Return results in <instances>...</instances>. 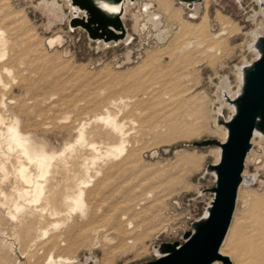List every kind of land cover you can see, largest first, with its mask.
Masks as SVG:
<instances>
[{
	"label": "rangeland",
	"instance_id": "374dc122",
	"mask_svg": "<svg viewBox=\"0 0 264 264\" xmlns=\"http://www.w3.org/2000/svg\"><path fill=\"white\" fill-rule=\"evenodd\" d=\"M42 1L0 0V3L4 4L8 17L15 16V18L12 16L7 20V24L15 23L16 25L18 23L16 26L19 33L23 38L29 39L33 46L32 54L21 44L20 50L26 53L24 57L27 55L29 61H33L34 58L38 60L37 62L35 60L33 68L36 73L32 80L30 79L32 89H35L33 94H40V98L51 99L44 108L39 107V110L37 107L33 112V129H39L40 135L42 134L53 147L61 151L66 144L76 141V129L79 122L101 112L102 105H105L111 98L120 95L133 96L137 93L140 100L144 98L147 101L146 104L132 107L134 112L132 109L126 110L120 116L121 120H129L134 117L133 119L137 123L135 127L132 126L134 130L131 131V143H133L135 157L125 170H115L110 174L112 177L107 179L106 189L112 199L104 203L106 211L113 215L124 210L129 199L133 200V205L144 199L143 204L139 206L140 209L134 211L135 224L141 227V231H129L124 239L134 241L137 248L131 249L129 247L131 245L124 247L123 238L120 237L122 240L116 238L113 243L103 244L102 248L96 249L92 253L82 247L81 250L79 249L80 251H77L78 264H84L87 257L97 259L99 262L97 264H146L155 261L157 258L155 249L160 244L166 242L184 243L185 233L191 231L192 223L204 215L213 199V195L206 190L216 186V178L206 170L208 165L216 163L217 155L214 149L217 147L198 148L193 147L192 144L206 139L221 141L224 137L222 131L218 130L215 125L214 117L216 119V115L213 113L220 105L216 103L219 93L218 76H228L232 85L236 87V67L243 65L244 59H247L249 64L255 60L248 43L250 42L249 33L256 28L251 17L255 11H260V6L256 0H242L241 4L236 3V0H218V2L208 0L204 4L205 0H203L201 3L204 6L201 15L194 19L191 18L190 9L179 3L178 0H165L169 7H174L172 16H166V13L159 10L155 3L156 11L163 14L165 27L171 28V37L163 43L156 38V34L151 28L147 31L140 30L144 23L140 11L141 5L148 0H137L139 4L137 3L131 9L124 21L127 33L133 38L132 43L129 45L113 43L110 46H108L109 44L105 46L103 43L99 44L90 39L82 28L70 29L69 21L72 19V14L65 4L66 0H58L64 6L65 20L56 24L52 23L50 27V19L39 6ZM181 6L183 7L181 8ZM175 14L176 16L181 15V21L187 22L185 24H188V27L179 23V17H175ZM202 15H206L208 19L203 22L204 27L201 25L204 38L222 31L220 26L226 20L231 25L229 36L225 39L226 43L222 44L220 55L202 54L200 56L201 52L194 50L191 52L190 59L184 60V57L178 55L177 48L187 41L188 37L185 32L190 29L189 25L195 26L200 23ZM10 28L7 27V32ZM13 30L11 28L8 34H14L17 31ZM54 36H62L63 44L50 47L48 40ZM226 45L228 46L226 47ZM151 54L153 59L148 60L152 56ZM200 58L203 63L200 62L201 65L198 64ZM146 66L147 68H145ZM187 67L188 69H186ZM182 69L185 70L182 71ZM7 79L10 80V78ZM179 87L180 89H178ZM106 88L108 92H104V90L107 91ZM164 89L170 93L175 90L172 94H176V98L160 99L164 106L160 100L155 101L156 99L152 97L146 98L142 95L146 92H150L151 95L154 90V92L162 94ZM102 92L105 93L104 96H102ZM20 96L21 92L17 88L10 94V97L16 100ZM197 104L200 106H196ZM76 105L78 108H74ZM197 108L202 111L204 117L195 114ZM224 114L228 118L229 111L224 110ZM68 118L70 119L68 120ZM185 121L197 131L199 130L200 134L197 132L198 135L195 133V137L192 135L185 137L178 134L173 135V132L169 133L171 126L175 125L179 131L187 129L184 125ZM128 126L131 129V125ZM142 127L144 131L141 132L139 130ZM201 127L206 131H203ZM91 131L89 130V132ZM92 136L97 138H92ZM182 137L184 139H180ZM89 139L96 143L99 142V144L100 141L103 144L115 143L114 140L107 141V139L99 138L94 134H89ZM252 149L253 152L249 155L245 169L247 175H256L257 179L250 185L251 187L243 189L241 197L239 194L235 212V218L237 217L239 221L248 217V203L252 202L253 198L264 197V142H257ZM182 153L193 158L196 156V159L202 155L203 160L195 159L192 164L186 165L184 161L180 162L179 160ZM198 167H200L199 170ZM110 168H105V172ZM148 192L153 193L152 197L145 199ZM248 199L251 201L249 202ZM109 228L110 232L114 231L121 235L120 226L111 223ZM124 250L128 253L122 256L120 252ZM228 256L231 257L232 264H237L238 259L233 252H230ZM2 257L0 253V264H19V262L29 264L28 259L21 256L20 259L19 257L15 259Z\"/></svg>",
	"mask_w": 264,
	"mask_h": 264
},
{
	"label": "bare ground",
	"instance_id": "6f19581e",
	"mask_svg": "<svg viewBox=\"0 0 264 264\" xmlns=\"http://www.w3.org/2000/svg\"><path fill=\"white\" fill-rule=\"evenodd\" d=\"M152 1L148 0L141 5L140 11L144 23L140 30L147 31L151 28V30L155 32L156 38L164 43L171 37V28L165 27L163 14L156 10L158 7L159 10L166 13V16H172L174 7H169L165 3V0ZM207 1L208 0H205L204 4H206ZM213 1L218 2V0ZM263 1L264 0H256L260 6V11H255L254 15L251 17L256 28L249 33L250 42L248 43V47L255 59L259 57L255 43L260 36L264 35ZM137 3V0L134 2L132 0H127L124 4L123 21H125L128 13L130 14L131 9L135 7ZM236 3L241 4L242 0H236ZM65 4L69 7L72 17L79 15L78 12L75 14L76 9L72 7L69 0H66ZM99 4L110 13H119L121 11V6L109 5L102 2ZM39 6L50 19V27L52 23L56 24L63 22L66 18L64 6L59 3L58 0L52 2L43 0L39 3ZM143 6L145 7L142 10ZM184 6L187 7L186 5ZM203 6L202 3L195 4L193 10H190L191 16L194 19L200 17ZM182 7L183 6H181V8ZM5 11L4 4L0 3V253L3 256L2 258L15 259L19 257L20 259L21 256L24 259H28L29 264H78L77 251L80 248H86V250L92 253L94 250L102 248L103 244L113 243L116 238H123L124 247L131 245L129 246L131 249H136L137 244H135L134 241L124 239L129 231H141V227L135 224L134 211L140 209L139 206L143 204L142 202L144 199L139 200L134 205L132 203L133 200L129 199L130 201L129 203L126 202L125 209L113 215L106 211L104 203L112 199L111 194L108 193L106 189V181L109 177H112L110 174L115 170H125L135 157L133 143H131V131L134 130L132 126L135 127L137 123L135 119H133V116V118L127 119L128 121L124 119L121 120L122 118L120 119V116L124 111L130 110L135 106L146 104L147 101H145L143 97L141 98L144 100H140L139 94L137 93L133 96L120 95L111 98L105 105H102L101 112L81 120L76 129V141L66 144L63 150L58 151L44 136H42V134L40 135L41 132L39 133V129L35 130L32 128L33 112L37 107L44 108L51 99L40 98V94H33L35 89H32L31 80L36 73V70L34 71L33 68L37 58H34L33 61H29L27 55L25 56L26 58L24 57L26 54L24 53L25 51L20 50V47L23 45L26 50H30L33 54V46L30 44L29 39L23 38L19 33L16 26L18 23L16 25L15 23H11L10 25L7 24V20L13 15L10 13L12 16L8 17L7 11ZM175 17H179V23L181 22L182 25L188 27V24H185L187 22L181 21V15L176 16L175 14ZM13 18H15V16H13ZM205 19H207L206 15H202L201 22L195 26L189 25L190 29L188 32H185L188 37L184 35L187 41L184 45L182 44L181 47L177 48L178 55L184 57V60H189L192 54L191 52L194 50L199 53L201 52L200 56L202 54H221L222 44L229 36L231 25L226 20L227 23L223 22L220 26L222 31L212 34V36L208 38H204L201 25L205 22ZM7 27H11L14 29L13 31L17 30L18 32L16 31L14 34H8L11 28L10 30L8 29L9 31L7 32ZM202 27L204 26L202 25ZM181 38L183 39V37ZM181 38L179 39L182 40ZM132 40V36L127 33L125 40L116 45H120L121 43L129 45L132 43ZM63 42L64 38L62 36L50 37L48 40L50 47L56 44L57 46L62 45ZM97 42L107 46L103 41ZM108 46H110V43ZM227 46L228 45H226V47ZM30 57H32L31 54ZM151 57L148 60L153 59V55ZM37 61L38 60H36V62ZM200 62L202 63V59L198 62L199 65H201ZM246 65H249V61L244 59V64L236 67V87L232 85L228 76H218L219 82L217 83V88L219 93L217 95L218 99H216L217 102H215L220 105L213 113L216 115V119L214 117L215 125L218 127V130L222 131L224 136L221 140L222 142L227 138V129L224 125L218 123L217 117L220 112L225 115L224 110L226 109L229 111L228 118L235 112L233 105L226 101V96L235 99L240 94L243 81L242 68ZM145 68H147V66ZM186 69H188V67ZM183 70L185 69H182V71ZM140 74L142 73L140 72ZM187 77L191 78L189 75H187ZM7 78H10V80ZM16 88L21 92V96L18 100L10 97V94ZM178 89H180V87ZM154 91L151 95L150 92L143 93L142 95L146 98L152 97L156 99L155 101L160 99L169 100L176 96L175 93L172 94L175 90L170 93L164 89L162 94ZM104 92H108V90H104ZM104 94L105 93H103L102 96H104ZM160 95L162 96L160 97ZM161 102L162 106H164L163 101ZM198 105L200 106V104L196 106ZM74 108H78L77 105ZM132 111L134 112L133 109ZM201 112L202 111L198 109L195 111V114L200 116L202 115ZM133 115L135 114L133 113ZM202 116L204 117V115ZM69 119L70 118H68V120ZM128 125H131V129H129ZM184 125L187 129H182L180 131L176 129L175 126L177 125L171 126L169 133L172 134L173 132V135L178 134L179 136L185 137L192 135V137H195L196 135L194 134H197L199 130L197 131L196 128L190 126L186 121ZM198 125L201 126V124ZM91 129L93 130L91 131ZM89 130L91 132H89ZM142 130L143 127L139 131L142 132ZM89 134L97 135L99 138H105L107 141L114 140L115 143L109 144L107 142L103 144L101 141L100 144L99 142L96 143L90 140L96 136H92V138L89 139ZM198 134L200 133L198 132ZM168 139L166 140L168 141ZM180 139H184V137ZM258 139L259 141H257ZM257 142H264V136L258 132H256L253 137V146ZM214 150L217 155L216 163L214 164H217L220 160L221 149L217 147ZM252 152L253 149L247 156L246 165L250 157L249 155ZM182 154L179 160L180 162L184 161L186 165L192 164L196 159V156L193 158L190 157V155L186 156V154ZM197 159L202 161L203 156L201 155ZM200 161L199 163H201ZM107 167L111 168L105 172V168ZM200 167H198V170ZM212 175L216 178L215 174ZM247 176L249 175L246 174L245 169L243 174L244 182L239 189L240 197L241 194H243V189L251 187V184L247 182ZM178 178L180 179L181 177ZM253 178L255 181L257 179L256 175L253 176ZM152 194V192H148L145 195V199L151 198ZM248 200L249 202L251 201L250 199ZM248 205L249 215H247L248 217L246 219L244 218V220L239 221L234 215L235 221H232L233 225L231 224L232 228L230 226V233L228 232L221 247V254L229 257L231 262H233L231 257L228 256L230 252H233L238 259L237 264H264V197L256 196ZM147 212L149 213V210ZM111 223L121 227L119 229L121 235L114 231H109ZM155 252L157 256H159V252L157 250ZM127 253L128 251L125 250L120 252L122 256ZM16 261L18 262V260ZM105 262H107V260H105ZM97 263H99L97 259L87 257L84 264ZM219 263L223 264L219 261L214 264ZM19 264H21V262H19Z\"/></svg>",
	"mask_w": 264,
	"mask_h": 264
},
{
	"label": "water",
	"instance_id": "95a60500",
	"mask_svg": "<svg viewBox=\"0 0 264 264\" xmlns=\"http://www.w3.org/2000/svg\"><path fill=\"white\" fill-rule=\"evenodd\" d=\"M79 15L69 21L71 30L82 28L94 41L119 44L125 40L127 29L123 21L124 4L127 0H69ZM133 2L135 0H132ZM193 10L195 4L203 0H178ZM121 6L119 13H110L99 3ZM264 11V1L262 2ZM191 18H193L191 16ZM255 47L259 57L242 68L243 81L240 94L228 101L235 108L229 118L221 112L218 123L227 129L224 142L206 139L194 142L193 147L221 149L217 164L207 166V173L215 174L216 186L206 190L213 195L204 215L192 223L191 231L185 233L184 243H162L156 247L159 252L155 261L146 264H232L229 257L221 254V247L232 224L246 167V159L253 148L256 132L264 136V35L260 36ZM253 184V176L246 177Z\"/></svg>",
	"mask_w": 264,
	"mask_h": 264
},
{
	"label": "built area",
	"instance_id": "2783aa9c",
	"mask_svg": "<svg viewBox=\"0 0 264 264\" xmlns=\"http://www.w3.org/2000/svg\"><path fill=\"white\" fill-rule=\"evenodd\" d=\"M199 220V219H198Z\"/></svg>",
	"mask_w": 264,
	"mask_h": 264
}]
</instances>
